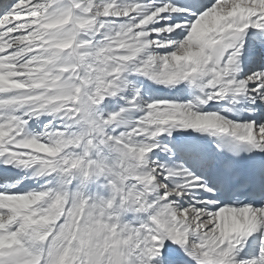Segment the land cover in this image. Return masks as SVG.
I'll use <instances>...</instances> for the list:
<instances>
[{"label":"snow or ice","instance_id":"6c2138e0","mask_svg":"<svg viewBox=\"0 0 264 264\" xmlns=\"http://www.w3.org/2000/svg\"><path fill=\"white\" fill-rule=\"evenodd\" d=\"M0 264H264V0H0Z\"/></svg>","mask_w":264,"mask_h":264}]
</instances>
